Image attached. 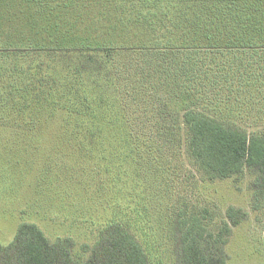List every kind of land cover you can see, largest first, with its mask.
I'll list each match as a JSON object with an SVG mask.
<instances>
[{
  "label": "trees",
  "instance_id": "1",
  "mask_svg": "<svg viewBox=\"0 0 264 264\" xmlns=\"http://www.w3.org/2000/svg\"><path fill=\"white\" fill-rule=\"evenodd\" d=\"M114 1L0 0L1 105L20 116L28 99L49 102L60 84L77 93L88 84L84 100L112 110L106 123L127 115L132 133L134 126L155 128L136 136L156 163L166 143L184 147L194 182L249 171L255 199H264V127H248L264 126V0ZM93 5L99 16L80 28ZM109 5L120 14L109 13ZM78 78L82 87L69 86ZM192 204L179 198L172 212L173 264H229L226 247L242 211L230 206L214 228L213 212ZM0 264L153 261L129 221L112 220L82 244L71 236L53 240L26 221L10 243H0Z\"/></svg>",
  "mask_w": 264,
  "mask_h": 264
},
{
  "label": "rangeland",
  "instance_id": "2",
  "mask_svg": "<svg viewBox=\"0 0 264 264\" xmlns=\"http://www.w3.org/2000/svg\"><path fill=\"white\" fill-rule=\"evenodd\" d=\"M120 12L109 5L112 15ZM96 16L93 5V10L81 16L84 25L80 28ZM29 62L32 58L25 59V66ZM81 80L68 84L80 88ZM86 87L88 91H66V97L60 84L49 102L28 99L20 116L10 104L0 103L1 244L10 243L26 221L36 222L53 240L71 236L82 244L93 243L105 224L121 220L129 221L140 235L153 264H173L172 212L177 200L185 198L193 202L191 206L213 212L216 221L211 227L227 219L230 206L240 209L241 222L232 226L226 247L229 264H264V199H255L253 174L246 171L239 178L194 182L187 174L194 169L184 147L170 149L168 143L156 163L152 155L147 157L151 147L143 140L155 128L134 126L132 133L127 115L112 125L106 123L104 118L112 110L105 114L99 104L85 101L90 92ZM240 109L234 107L232 112ZM254 123L248 127H264ZM87 126L96 129L87 130ZM137 132H144L142 139Z\"/></svg>",
  "mask_w": 264,
  "mask_h": 264
}]
</instances>
